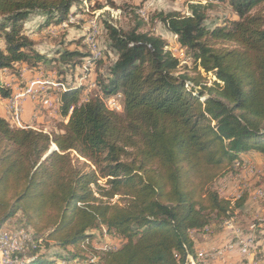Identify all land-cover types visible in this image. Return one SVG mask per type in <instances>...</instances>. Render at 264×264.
Returning a JSON list of instances; mask_svg holds the SVG:
<instances>
[{"label": "trees", "instance_id": "trees-1", "mask_svg": "<svg viewBox=\"0 0 264 264\" xmlns=\"http://www.w3.org/2000/svg\"><path fill=\"white\" fill-rule=\"evenodd\" d=\"M86 1L0 0V69L58 63L59 75L74 73L91 53L47 56L24 22L58 24ZM226 1L236 18L212 26L198 1L186 14L152 16L176 36L195 75L181 72L166 40L140 24L105 23L112 62L83 100L84 84L57 82L64 89L55 130L0 116V223L20 214L19 226L60 250L30 254L24 264L84 260L81 245L102 227L121 243L91 256L94 264H193L191 233L244 206L246 192L226 198L215 185L239 171L243 152L258 153L264 166V14L255 9L264 0ZM117 92L120 112L103 100ZM11 94L0 84L1 97Z\"/></svg>", "mask_w": 264, "mask_h": 264}, {"label": "rangeland", "instance_id": "rangeland-1", "mask_svg": "<svg viewBox=\"0 0 264 264\" xmlns=\"http://www.w3.org/2000/svg\"><path fill=\"white\" fill-rule=\"evenodd\" d=\"M196 1L208 6L205 23L209 26L220 24L221 22L228 19L236 18L234 12L227 5L226 0H88L84 3V5H82L80 12L71 13L68 18H66L67 20L64 19L58 24L45 25L47 27L51 26L54 28L50 29L45 27V32L36 35L37 37L35 40V43L38 45V47L41 48L45 53H52L54 50L57 51L65 48L69 50L78 49L82 52L91 53L92 51H96V47L100 50V52H92L90 57L83 58L82 65L78 67L74 73L70 70L65 74L64 77L58 74L56 66L59 64L55 63L56 66L52 65L53 67H45L43 70H36V76L26 80V84H28V82L36 81V78L41 77V73L47 74L45 75V79L47 80H40V89L42 91H38L31 101L36 105V108H38L40 116L42 115L41 121L39 123H35L37 128H45L44 130L47 131L55 130L57 124L62 120L58 111H48L47 106L43 104L46 98L57 96V88L63 91L64 86L67 85L66 82L69 81L74 84H81V81H77L78 77H83V84H90L91 74H87L88 63H95L94 75L96 76L97 73L100 74L101 72L106 71L107 66L112 62V57L106 52L107 35L104 28L105 23L114 25L116 27H122L124 29H128L129 27L140 24L141 32L158 35L166 40L172 55L176 56L180 61L179 70L181 72H188L191 75H195L196 72L193 70L194 66L192 61L188 57L185 49L179 46L176 36L169 32L160 22L154 20L152 16L158 11L170 10H176L186 14L187 4L189 2ZM255 9L262 11L264 14V1L258 4ZM59 25L63 26L60 27ZM33 26L36 28V24ZM90 26L94 27L95 44H91ZM33 31H35V29H33ZM94 55L96 59H93ZM98 60L100 61L97 62ZM202 76H204L203 73ZM61 78L63 79L61 80ZM17 79V86H23L25 82L24 79L22 77ZM58 81L62 82L64 86L59 83L58 86ZM14 92H12V94ZM86 95L87 93H84L81 96V99H85ZM115 97H117V93L108 96V98ZM103 100L109 108L107 97H104ZM112 110L120 112L121 107L112 106ZM11 111L12 110L8 108V121L15 126H24L25 124L23 123L22 119H17V117H19V111ZM82 160L83 159H80V162ZM215 186L218 192L226 198L235 199L238 198L243 192H246L247 200L246 205L244 204L245 207L243 206L242 209H238L230 217L222 221L213 222L211 226H209V231L207 232L208 234L217 237L219 233L225 231L226 226H229L228 224L231 225L232 223L240 227L241 232L239 230L238 233L242 236L248 235L246 234L245 230L249 226H251V231L263 227L264 192L261 193V196H259V194L255 195L256 192H260L261 190L264 191V172L260 165L256 163L254 164L252 162H246L245 164H242V167H240L238 172L227 174L224 178L218 180ZM254 202H258L257 207L260 206V208H262V210H260L258 213H255L256 206L254 205ZM253 205L254 207H251ZM249 210H251L252 213L250 215L247 214ZM20 217V214H16L11 218L6 219V221L3 220L0 224L5 221L7 224L6 226L9 227L11 231L18 229L32 232L31 229L18 225L21 224ZM226 221L227 223H225ZM15 227L16 229H14ZM1 228L3 230L5 229V223L2 224ZM92 233L94 236L90 240V243L88 245H81V247L86 251L83 255H81V258L90 259L91 256L101 257L102 253L104 252L103 250H108L109 248H118L121 243L117 238L116 241H109V245L101 244V248H98L91 242L105 241L110 239L111 234L107 233L103 227L101 230L92 231ZM111 239L114 240V237ZM257 241L258 238L256 240V246ZM44 245L45 256H50L51 254H54V252L56 253L60 251L59 248L54 246L51 241ZM254 250H251V254H254ZM50 259H52V257H50ZM56 259L57 262H60L61 260L60 258ZM80 264L91 263L90 261H87L80 262Z\"/></svg>", "mask_w": 264, "mask_h": 264}, {"label": "crops", "instance_id": "crops-1", "mask_svg": "<svg viewBox=\"0 0 264 264\" xmlns=\"http://www.w3.org/2000/svg\"><path fill=\"white\" fill-rule=\"evenodd\" d=\"M41 21H42V18H40L38 16H33L24 22V29H25L26 33L34 41L36 40V37H37L36 35L45 32L44 28L46 26H42L40 24ZM35 24H36V26H35L36 28H34V26H33ZM33 29H35V31H33ZM35 47L41 53H45V52H43V50L41 48L38 47V45L36 43H35ZM54 53H55V50L52 53H45V54L47 56H51ZM14 68H16L15 71H13V69H7V68L0 69V84L9 88L11 90V93L16 90V87H17L16 82L18 80L17 78L22 77L24 80L34 78L36 76V70H38V69H31L28 66H26L25 64H18V63L14 65ZM28 84H36V81H30V82H28ZM12 95H15V92L13 94H11V96ZM8 101H9L8 97H1L0 96V116L4 117L6 119H8V108H9L8 107ZM23 107H24V109H23V113L21 116L23 123L25 125H28L31 127H37L35 125V123H39L41 121L42 115L40 116L39 110H38V108H36V105L29 100H25L23 103ZM19 126H21V125H19ZM241 159H242L243 164H245L246 162H248V163L252 162L254 164L256 163V164L260 165L261 169L264 172V166L262 163V158L258 153L254 152V151L243 152V153H241ZM257 204H258V202H254V205L256 206V210H255L256 212L255 213H258L260 210H262V208H260V206L257 207L258 206ZM245 205H246V202H245ZM245 205H244V207H245ZM254 205L251 207H254ZM237 210H235L233 212V214ZM247 214H249V215L252 214L251 210H249ZM228 225L229 226H226L225 231H222L221 233H219L220 235L218 234L217 237L207 233L209 231L208 230L209 227L205 228L201 232H195L194 231L191 233V236H192V239L194 242V244H193L194 255L197 256V258L195 259L196 264H204L203 258L201 256V254L199 253V251L210 252L212 250H215L218 247H221L222 245L229 242L230 241L229 239H233L236 232H238L239 230L241 232V229L238 225H235L233 223L231 225L230 224H228ZM262 226H263L262 228H257L256 230H254V232L261 233L257 236L258 241H257L256 249L254 250V254H251L250 256H242L237 249H234L231 252H226L223 256H212V257H210L208 259L207 264H231V263H236V262H239L242 260H250V259L256 260L258 262V264H264V224ZM248 228H249V230H248ZM248 228H246V230H245L246 234H249L251 231V226H249ZM195 261L192 260V263L193 262L195 263Z\"/></svg>", "mask_w": 264, "mask_h": 264}, {"label": "built area", "instance_id": "built-area-1", "mask_svg": "<svg viewBox=\"0 0 264 264\" xmlns=\"http://www.w3.org/2000/svg\"><path fill=\"white\" fill-rule=\"evenodd\" d=\"M59 26L62 27L63 25H59ZM47 28L51 29L54 27L50 26ZM90 29H91V39H90L91 44H95L94 27L90 26ZM92 52H100V50L96 47V51H92ZM75 69H78V66H75ZM94 70H95V63H88L87 74H91V83L84 84L85 94L86 92H89L90 89L99 87L95 80ZM45 75L47 74L41 73V77L36 78V84H26V80H24L25 82L23 86L16 87L15 96L9 99L8 107L17 106L19 108V117H17V119L21 120V114L23 113V109H24L23 107L24 101L25 100L32 101V98L36 95V93L38 91H42L40 89V80H47L45 79ZM77 81H81V85H83V77H78ZM60 94H61V89L57 88V96H51V98L45 99V102L43 104L47 106L48 111L57 112L59 110ZM83 99L84 98H82L81 100ZM107 101L111 111H112V106H120L122 111L123 109L122 94L120 92H117V97L115 98L107 97ZM263 192L264 191L261 190L260 192H256L255 195L261 194ZM6 225L7 224L5 222V229L3 230V235L0 236V250H6V257H0V264H15V260H17V256H24V258L26 259L27 254H36L45 251L44 237H31L23 233V243H16L11 238V229ZM257 234L259 235L261 233L254 232L253 230L250 231V234L246 236H242L238 232H236L234 238L229 242H227L226 244L222 245L221 247H218L217 249L212 250L210 252L199 251V253L203 258L204 264L208 263V259L210 257L223 256L226 252H231L234 249H238V251L242 256H250L251 250H254L256 247ZM113 237L114 240L111 239ZM116 239H117V235L114 232H111L110 239H107L105 241L91 242V243L96 247L101 248V244L109 245V241H116ZM72 264H76V262H73ZM231 264H258V262L256 260L250 259V260H242Z\"/></svg>", "mask_w": 264, "mask_h": 264}, {"label": "bare ground", "instance_id": "bare-ground-1", "mask_svg": "<svg viewBox=\"0 0 264 264\" xmlns=\"http://www.w3.org/2000/svg\"><path fill=\"white\" fill-rule=\"evenodd\" d=\"M93 23H94V21H93ZM93 59H96L95 55L93 56ZM13 96H15V95H12L9 99H11ZM9 109L12 110L11 112H13V111L14 112H18L19 111V108L17 106H10ZM259 196H261V194H259ZM23 233H25V234H27V235H29L31 237H37L31 231L18 230L17 229V230L11 231V238L16 243H23ZM2 235H3V229L0 227V236H2ZM112 249H115V248H109L108 250H112ZM28 255L29 254L26 255V259L24 258V256H17V260H15V264H24L27 261V259H28ZM0 257H6V250H0ZM95 260H96V258H90V259H84V260H82V259L61 260L60 262L55 261V262H53L51 264H64V263L65 264H72L73 262H76V264H80V262H87V261H90L91 264H94Z\"/></svg>", "mask_w": 264, "mask_h": 264}, {"label": "water", "instance_id": "water-1", "mask_svg": "<svg viewBox=\"0 0 264 264\" xmlns=\"http://www.w3.org/2000/svg\"><path fill=\"white\" fill-rule=\"evenodd\" d=\"M51 149H52V148H50V149L48 150V152L44 155V157H45V156L51 151Z\"/></svg>", "mask_w": 264, "mask_h": 264}]
</instances>
